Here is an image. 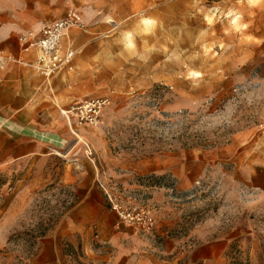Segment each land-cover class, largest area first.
<instances>
[{
    "label": "rangeland",
    "instance_id": "1",
    "mask_svg": "<svg viewBox=\"0 0 264 264\" xmlns=\"http://www.w3.org/2000/svg\"><path fill=\"white\" fill-rule=\"evenodd\" d=\"M69 9L86 31L76 73L53 75L69 93L23 120L40 147L0 173V264H31L93 177L116 220L114 204L152 210L160 251L218 239L196 264H264V0H0V20L19 35ZM95 96L98 125L66 120Z\"/></svg>",
    "mask_w": 264,
    "mask_h": 264
},
{
    "label": "crops",
    "instance_id": "2",
    "mask_svg": "<svg viewBox=\"0 0 264 264\" xmlns=\"http://www.w3.org/2000/svg\"><path fill=\"white\" fill-rule=\"evenodd\" d=\"M74 30L86 32L85 29H69L60 45L62 52L74 51L73 70L54 74L76 73L80 45L76 35H72ZM17 36V24L3 17L0 20V48L5 55L18 61H8L0 66V173L15 177L22 158L40 147L26 139L30 146L24 150L23 120L26 119L28 125L38 124L39 110L52 109L69 93L61 76L46 77L32 66L21 63L34 62L37 50L24 49ZM261 136L263 151L264 137ZM98 183L105 189L102 178L91 179L84 196L61 217L56 229L40 239L31 264H196L200 260L213 261L220 255L223 246L218 239L194 242L188 246L190 249L184 257L180 253L182 248L176 250L167 244L160 251L161 244L152 234L117 224L115 217L104 207ZM6 184L5 181L3 186Z\"/></svg>",
    "mask_w": 264,
    "mask_h": 264
},
{
    "label": "built area",
    "instance_id": "3",
    "mask_svg": "<svg viewBox=\"0 0 264 264\" xmlns=\"http://www.w3.org/2000/svg\"><path fill=\"white\" fill-rule=\"evenodd\" d=\"M72 28L84 29L81 15L75 9H69L63 16L42 25L37 32L20 33L17 39L22 47L37 50V57L34 62H20L32 66L38 73L46 77L61 70H73L74 51L70 49L60 51L63 35ZM8 61L18 60L5 55L0 48V66ZM109 105L110 98L107 96L87 97L72 102L62 112L69 123L77 126H96L99 124L104 110ZM259 130L264 137V115L259 123ZM4 187L11 190L9 183ZM113 209L118 216V225L124 224L134 227L146 235L152 234L156 221L150 208L141 206L122 207L114 204Z\"/></svg>",
    "mask_w": 264,
    "mask_h": 264
}]
</instances>
